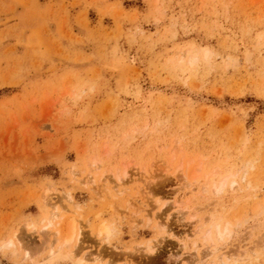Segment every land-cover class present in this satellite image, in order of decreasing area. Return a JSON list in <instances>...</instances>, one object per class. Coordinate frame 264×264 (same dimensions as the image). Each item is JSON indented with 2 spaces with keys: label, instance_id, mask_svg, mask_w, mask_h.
<instances>
[{
  "label": "rangeland",
  "instance_id": "374dc122",
  "mask_svg": "<svg viewBox=\"0 0 264 264\" xmlns=\"http://www.w3.org/2000/svg\"><path fill=\"white\" fill-rule=\"evenodd\" d=\"M44 1L0 0V264H83L51 203L99 264H264V0Z\"/></svg>",
  "mask_w": 264,
  "mask_h": 264
},
{
  "label": "bare ground",
  "instance_id": "6f19581e",
  "mask_svg": "<svg viewBox=\"0 0 264 264\" xmlns=\"http://www.w3.org/2000/svg\"><path fill=\"white\" fill-rule=\"evenodd\" d=\"M185 53V52H184ZM206 54V53H205ZM187 56V55H186ZM182 58V57H181ZM189 61H192L193 62V59L189 57ZM193 65V64H192ZM245 168V167H244ZM124 173V172H123ZM125 175H127V172L125 171L124 173ZM91 175V174H90ZM117 175V174H116ZM124 176V175H123ZM90 178H92L90 176ZM94 180V179H92ZM227 180H228V177H224L221 181V183H219L216 187V191L220 193L222 192V189L224 188V186L226 185L227 183ZM95 181V180H94ZM117 183L118 182H121L122 179L121 177L119 176L117 179H116ZM234 183L232 184H236L235 181H233ZM206 184V183H205ZM250 184V183H249ZM190 185V184H189ZM237 185V184H236ZM250 186V185H248ZM188 187V184L187 186ZM190 187V186H189ZM189 190V188H187ZM186 188L185 189H181L182 192L183 190H187ZM215 190V189H214ZM180 191V190H179ZM191 191H195L194 189H191ZM190 191V192H191ZM207 191V190H206ZM215 193V191H213ZM217 194V193H216ZM65 197H67V199L69 201H72L73 200V195L71 193H67L65 195ZM45 201H46V204H48V198L46 197L45 198ZM184 203V204H183ZM189 203V202H188ZM188 203L186 202H182V201H179L177 199H175L174 201H172L171 204H174L175 206H178V207H181L182 204H183V208L185 209H188L189 206H188ZM51 205L53 206V209L55 212H53L52 216L49 217V218H46L45 219V224H44V228L42 227V229L45 231V234L47 236L46 240L43 241V243L41 244V246L44 248H49L50 250V255L51 257L52 256H55L57 253L58 254H61V253H67L68 255H72V254H75L77 257H79V255H81V263L83 264H99L101 259L103 258L102 255L100 254H86V253H82V249L80 247L76 248V246H78L76 244V246H74L76 249L74 250L72 248L73 246V243L75 242L76 240V236H77V232H76V227H75V221L72 219V221L69 223L68 225V230L65 232V234H63V230L61 229V224L60 222H58L57 220L54 221L56 218L59 217V219L61 220L62 219V214L61 213V210H59V207L57 206V204H53L51 203ZM166 206V205H165ZM164 206H162L163 208ZM167 208V207H166ZM183 210V209H182ZM69 211V210H68ZM181 211V210H180ZM74 213V212H73ZM65 218V216H64ZM211 221V220H209ZM217 225V224H216ZM239 226V225H238ZM254 226V225H253ZM32 227V226H31ZM221 227V225H220ZM219 227V224L215 227V233H212L211 232V229L209 231V229L207 230V232L205 233V238L207 236V240H210L211 241V248L214 246L213 249H211L210 251L213 253V254H217V257L216 259L217 260H211V262H209L210 264H226L230 259H233L235 257V254H228L227 252L223 251V248L219 247L216 243V241H223L226 234L228 233L226 230L228 229V226L227 228L226 227H223V230L226 229V230H222L220 229ZM252 229V228H251ZM32 230H35L32 229ZM41 230V231H43ZM34 232V231H33ZM111 230L110 228L106 225V224H102L98 230V234L101 236L103 234H106L105 237L106 238H109L110 235H111ZM80 234V233H79ZM207 234V235H206ZM98 235V236H99ZM228 235V234H227ZM80 236V235H79ZM216 236V237H215ZM79 238H77L78 240ZM58 242L59 245H57L56 249L54 247V244ZM223 244V243H222ZM184 245V244H183ZM225 245V244H224ZM3 246V244H2ZM153 246V245H152ZM152 246H149L148 248L150 249V252L152 250V253L154 252L153 250V247ZM4 247H6V249H12V248H16V247H19V250L20 252H22L21 254H23L22 256V259H25V260H28L30 262V260H34L32 255L28 252V249L26 248H29V247H26L24 246L23 244V240H22V237L19 236L18 234H15L14 236H12L9 240H7L5 243H4ZM41 247V248H42ZM42 248V249H43ZM44 248V249H45ZM40 249V248H39ZM207 249V248H206ZM145 250V249H144ZM238 251V248L235 249ZM40 251V250H39ZM42 251V250H41ZM206 251H209V250H206ZM149 252V251H148ZM241 252V251H240ZM203 254V253H202ZM211 254V253H209ZM66 255V254H65ZM74 255V256H75ZM208 255V254H207ZM209 256V255H208ZM59 257V256H58ZM62 257V256H61ZM203 257H206L207 256H203ZM50 258V257H49ZM196 258V257H195ZM52 259H55V258H52ZM239 259V260H246V258H243V256L241 257V255L239 257H236L235 258V261ZM202 260V259H201ZM35 261V260H34ZM203 261V260H202ZM207 261V260H206ZM209 261V260H208ZM234 261V260H233ZM33 263V262H32ZM208 262L207 263H202V264H209ZM31 264V263H30ZM106 264H109V263H106ZM200 264V263H198Z\"/></svg>",
  "mask_w": 264,
  "mask_h": 264
},
{
  "label": "crops",
  "instance_id": "0c3cea01",
  "mask_svg": "<svg viewBox=\"0 0 264 264\" xmlns=\"http://www.w3.org/2000/svg\"><path fill=\"white\" fill-rule=\"evenodd\" d=\"M46 2H48V1L40 0L41 4L46 3Z\"/></svg>",
  "mask_w": 264,
  "mask_h": 264
}]
</instances>
